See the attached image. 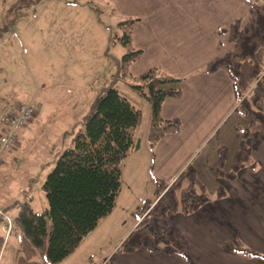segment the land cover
<instances>
[{
	"label": "crops",
	"instance_id": "obj_1",
	"mask_svg": "<svg viewBox=\"0 0 264 264\" xmlns=\"http://www.w3.org/2000/svg\"><path fill=\"white\" fill-rule=\"evenodd\" d=\"M247 1L97 0L111 17L140 19L133 28V43L143 55L131 66L133 75L159 67L183 79L181 97L167 99L162 107L163 119L180 120L181 131L166 135L154 149L148 137L147 141L139 138L140 147L123 162L114 210L58 264H264L263 257L231 251L225 244L238 247L241 243L264 256V143L253 139L247 144L256 169H241L235 180L217 178L225 196L215 193L193 214H170L166 220L152 221L160 232L176 229L186 246L184 258L117 251L137 226L136 211L146 199H153L155 179L170 183L190 164L198 171L200 155L235 115L237 102L228 73L200 71L232 49L228 36L218 31L239 18L244 24L249 21ZM250 1L264 5V0ZM254 90L264 96V88ZM8 152L0 167V191L5 175L1 169L10 160ZM13 235L14 229L0 226L4 239L0 264H45L26 260L18 252L20 233Z\"/></svg>",
	"mask_w": 264,
	"mask_h": 264
},
{
	"label": "trees",
	"instance_id": "obj_2",
	"mask_svg": "<svg viewBox=\"0 0 264 264\" xmlns=\"http://www.w3.org/2000/svg\"><path fill=\"white\" fill-rule=\"evenodd\" d=\"M23 1L22 5L30 2ZM247 4L250 20L246 24L239 18L228 28L218 31L221 36H228L232 49L200 71L213 74L224 70L228 73L237 102L234 113L244 119V124L237 126L241 141L231 169L225 170L226 146L219 148L216 163L208 166L212 176L228 180H235L245 167L256 169L247 141L253 139L264 143V96L253 92L255 87L264 88V5L250 0ZM139 20L127 17L118 24L122 31L120 42L124 47L121 72L123 78L133 81L132 88L151 105L148 142L154 149L166 135L181 131L180 120L163 119L162 107L167 99L181 97L183 79L159 67L140 76L130 72L131 66L143 55L133 43V28ZM141 120L142 112L115 88H109L96 99L84 131L74 137L72 148L61 153L42 184L48 209L39 213L29 201L20 205L15 225L21 235L18 252L26 260H40L45 264L62 262L101 220L112 213L122 184V164L140 147L136 130ZM155 184L157 200L146 199L142 203L135 213L138 224L118 252L142 251L150 255L184 258L186 246L176 229L168 227L160 232L152 221L166 220L170 214L195 213L209 202L207 190L193 164L188 165L171 185L158 179ZM224 194L219 185L218 196ZM3 244L4 239L0 238V253ZM225 244L231 251H241L248 256L254 253L241 243L238 247L229 242Z\"/></svg>",
	"mask_w": 264,
	"mask_h": 264
},
{
	"label": "rangeland",
	"instance_id": "obj_3",
	"mask_svg": "<svg viewBox=\"0 0 264 264\" xmlns=\"http://www.w3.org/2000/svg\"><path fill=\"white\" fill-rule=\"evenodd\" d=\"M21 1L0 3V108L21 104L35 108L30 122L18 131L16 145L6 151L10 160L1 169L5 175L0 226L7 230L6 217L11 218L13 236L20 233L15 218L22 203L30 201L39 213L48 208L42 184L61 153L84 131L99 96L115 88L142 112L137 139L147 141L152 116L149 101L122 76L124 47L118 27L122 19L111 17L97 0H29L26 5ZM243 124V117L235 114L196 163L209 197L218 192L219 183L208 166L226 146L225 170L231 169L241 141L237 126ZM153 190L150 198L157 200L155 181ZM253 252L252 257L262 256Z\"/></svg>",
	"mask_w": 264,
	"mask_h": 264
},
{
	"label": "built area",
	"instance_id": "obj_4",
	"mask_svg": "<svg viewBox=\"0 0 264 264\" xmlns=\"http://www.w3.org/2000/svg\"><path fill=\"white\" fill-rule=\"evenodd\" d=\"M35 114L32 104L16 106L5 105L0 108V167L3 164V154L16 145L18 131L25 127ZM0 215L4 213L0 210ZM7 218L9 230L12 228V220Z\"/></svg>",
	"mask_w": 264,
	"mask_h": 264
}]
</instances>
